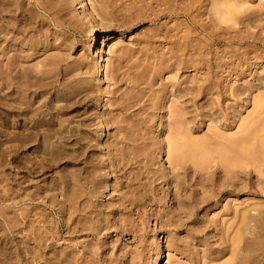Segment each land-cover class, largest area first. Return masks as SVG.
Returning <instances> with one entry per match:
<instances>
[{
    "label": "rangeland",
    "instance_id": "rangeland-1",
    "mask_svg": "<svg viewBox=\"0 0 264 264\" xmlns=\"http://www.w3.org/2000/svg\"><path fill=\"white\" fill-rule=\"evenodd\" d=\"M87 1L89 5L86 12L89 13L85 17L76 0H0V264H46L50 261L51 264H225L230 263V260L233 264H264V0H176L177 3L175 0ZM177 4L182 6L179 7L180 10ZM160 8V12H156ZM91 20L98 23L97 28L93 27ZM94 34L101 50L99 56H94L89 46ZM173 46L178 47L175 49ZM145 51L148 52L144 53ZM171 51L175 53L174 58L169 57ZM102 56L107 61L103 62L105 67L100 76L96 67ZM144 65L153 69L148 68L149 71L142 73L148 70ZM135 69L138 71L135 72ZM112 77H115L114 80ZM148 77H153L152 81L155 82H150ZM143 80L149 81V84L146 81V84L143 83ZM128 93L131 95L128 96ZM180 95H184L183 98L186 99L184 118L185 126L187 122L188 125L184 131L188 135H185L184 140L181 136L175 137L179 136L178 129L176 132L172 128L178 125L180 119ZM117 96L123 99L120 100ZM126 96L135 99H129L131 102L138 101L137 105L131 103L133 106L128 111L121 110L122 104L119 105L118 102L125 101ZM149 99L158 103V108L152 111L150 117V114L147 115V111L151 112V108L147 107L151 103ZM126 115L128 119L125 118ZM171 115L179 119L173 118L175 122L171 120ZM144 116L152 118L148 120L149 124L147 119L143 120ZM128 122L130 125L136 124L129 126ZM170 122L172 126L169 125V129H174L172 133L176 132L175 135L167 129ZM118 124L123 125V128L124 124L127 125L125 131L122 129L120 132ZM148 129L153 131L150 133L155 135V141L163 143L161 150H156L151 166L159 171L169 166L166 159L167 147L171 145L166 144L169 139L179 143L180 138L186 146L190 145L186 147V153H190L188 158L193 163L196 159L202 160L206 153L208 159L205 157L206 160L200 161L202 165L209 164L214 158V143L220 148L233 141L240 142L235 145L236 148L230 143L234 146L235 153L238 152V147L248 150L247 142L253 143V147L251 144L249 146L252 149H249V153L253 157L256 155L255 159L244 153L246 150H239L241 154L236 153L237 155L233 151V157L238 156L240 163L242 161L239 165L238 157L236 158L239 166L235 169L240 171L241 166V172H252L248 177L251 186L246 185L245 182L249 179L238 171L235 193L225 194L218 202L202 204V207L196 209L194 201L197 200L196 197L202 196L204 186L201 185L200 188L197 184L194 188L199 186L198 189L202 191L191 192L188 199L182 196L185 200L181 204V201L175 200L171 195L174 187L167 194V186L160 183L157 184L159 188L155 193L151 194L152 198L148 196L140 200L137 206L128 205L126 209L118 211L116 194L119 193L118 190L126 191V179L133 175V171L134 174L139 170L141 173L147 172L145 168L148 162L142 152L143 143L150 142V138L147 139L150 133H146ZM137 130L142 132L143 138L148 135L145 140H142L139 133L135 135L136 139H133L137 142L134 144L138 158L135 156L130 160L127 158V149L131 151V147L121 142L119 137L127 134L130 140ZM97 131L103 132L105 136L99 138ZM243 137L246 141H243ZM216 141L221 145H217ZM193 142L194 145L199 143L197 150L200 152L194 150L196 146ZM200 143H203L205 149H210L211 146L213 149L204 150ZM244 143H247L245 147ZM116 146L126 151L124 154L127 156L123 157L125 161H129H124V166H117V156L113 155ZM190 148L196 159H192L193 151ZM232 148L231 146L230 149ZM229 151L232 156V150ZM196 152L202 153L203 157ZM248 155L252 159L249 158V162ZM132 159L140 161L139 164ZM96 163L100 167L95 171H100L109 186L105 191L109 195L104 207L106 212L98 216L105 225L96 224L94 213H86V216L81 213L83 219L78 217V220L83 221L81 224L78 220L74 221L77 216L64 224L61 213L57 211V202H51L58 201L59 189L54 190V185H59L60 188L59 179L63 176L67 177L66 180L72 176L69 181L74 179L73 176H90L93 171L90 166ZM244 166H247L246 169ZM141 173L137 174L140 182L145 181L140 178H144L146 174ZM117 175L119 177L116 179ZM142 184L140 189L144 186L147 189L144 182ZM139 192L138 195L141 193ZM39 194L43 196H38ZM196 194L200 195L195 196ZM50 195L55 200L50 201L53 199ZM14 200L16 204L13 203ZM181 205L183 206L180 207ZM171 215L174 216L173 220L170 219ZM66 217L64 215L63 218L67 219ZM84 217L89 218L85 220ZM247 217L251 218L250 221ZM95 225L100 228L96 230ZM82 226L87 230L84 231ZM244 238H248L253 245L250 244L247 248ZM43 241L48 247L43 245ZM44 259L49 261L45 260L44 263Z\"/></svg>",
    "mask_w": 264,
    "mask_h": 264
},
{
    "label": "bare ground",
    "instance_id": "bare-ground-1",
    "mask_svg": "<svg viewBox=\"0 0 264 264\" xmlns=\"http://www.w3.org/2000/svg\"><path fill=\"white\" fill-rule=\"evenodd\" d=\"M77 2H78V4H80V7H81V9L83 10V13L86 15L85 17H87V13H89V12H86V10H88V1L87 0H76ZM160 1V0H159ZM166 1V0H165ZM164 0H161V2H165ZM176 1V0H175ZM174 1V2H175ZM180 1V0H179ZM186 1V0H185ZM168 2V1H167ZM166 2V3H167ZM174 2H172V4H174ZM157 3V2H156ZM176 3H177V1H176ZM186 3V2H185ZM185 3H183V4H185ZM159 4V3H158ZM162 4V3H161ZM180 4V3H179ZM149 5V4H148ZM165 5V4H164ZM170 5V4H169ZM178 5V4H177ZM150 6H151V4H150ZM149 6V7H150ZM162 6V5H161ZM90 7V6H89ZM166 7V6H165ZM178 8L180 7L179 5L177 6ZM182 7V6H181ZM180 7V8H181ZM185 7V6H184ZM151 8H153L152 6H151ZM177 8V9H178ZM180 8H179V10H180ZM187 8H188V6H187ZM186 8V9H187ZM90 9V8H89ZM170 9V8H169ZM160 10H161V8L158 10H156V12L157 11H159L160 12ZM166 10V9H165ZM172 10H173V8H172ZM168 11V10H167ZM82 12V11H81ZM169 12V11H168ZM183 12V11H182ZM187 12V10L185 11V13ZM153 13V12H152ZM177 13H178V11H177ZM176 13V14H177ZM229 13H230V11H229ZM147 14V13H146ZM166 14V13H165ZM230 14H232V13H230ZM149 15H151V14H149ZM155 15V14H154ZM173 15H175L174 13H173ZM172 15V16H173ZM180 15H184V13H180ZM186 15V14H185ZM158 16V15H157ZM149 17V16H148ZM152 17V16H151ZM184 17V16H183ZM188 17H190L189 15H188ZM91 19V18H90ZM156 19H157V17H156ZM92 21V24H93V27L94 28H97V26H98V23H96V21H93V20H91ZM183 21V20H182ZM192 21V20H191ZM105 24V23H104ZM194 25V24H193ZM201 30V29H200ZM156 32V31H155ZM167 32V31H166ZM165 32V33H166ZM169 32V31H168ZM185 32V31H184ZM183 33V32H182ZM164 34V33H163ZM183 34H185V33H183ZM169 35V34H168ZM187 35V34H186ZM185 35V36H186ZM167 36V35H166ZM152 37H154V36H152ZM170 37V36H169ZM173 37V36H172ZM166 38H168V37H166ZM171 38V37H170ZM112 39V38H111ZM184 39H187V37H185ZM178 40V39H177ZM180 40H181V38H180ZM180 40L178 41V42H180ZM150 41V40H149ZM168 41V40H167ZM170 41H171V39H170ZM176 41V40H175ZM183 41V40H182ZM181 41V42H182ZM165 42H166V40H165ZM177 43V42H176ZM184 43V42H183ZM182 43V44H183ZM180 44V43H179ZM185 45V44H184ZM183 45V48L185 47ZM89 46L91 47V49L93 50V54H94V56H99V54H100V49H99V46H98V39H97V36L94 34V35H92V37H91V39H90V41H89ZM181 46V45H180ZM179 46V47H180ZM174 47V46H173ZM178 47V46H177ZM176 47V48H177ZM175 48V47H174ZM173 48V49H174ZM175 48V49H176ZM182 48V49H183ZM189 48V47H188ZM140 49V48H139ZM143 49V48H142ZM172 49V48H171ZM172 49V50H173ZM180 51H181V47L180 48H178ZM123 50V49H122ZM138 50V49H137ZM137 50H136V52H137ZM147 50V49H146ZM169 50V49H168ZM178 50V51H179ZM134 51V50H133ZM142 51V50H141ZM174 51H177V50H174ZM174 51H171L172 52V54H171V52H170V54L171 55H169V57L171 56H173V58H174ZM186 51V50H185ZM123 52V51H122ZM127 52V51H126ZM130 52H132V50L130 51ZM148 52V51H147ZM146 51L144 52V53H147ZM129 53V52H128ZM127 53V54H128ZM141 54V53H140ZM123 55H124V53H123ZM145 55V54H144ZM149 55V54H148ZM182 55V54H181ZM101 56V55H100ZM122 56V55H121ZM142 56H143V54H142ZM150 56V55H149ZM123 57V56H122ZM178 57V56H177ZM177 57H175V59L177 58ZM100 58V60H99V63H98V65H97V71H98V73H100V76L102 75L101 74V71H103L104 70V67L105 66H103V62L106 60L107 61V59H106V57H104V56H102V57H99ZM146 58H148V56L146 57ZM165 58V57H164ZM163 58V59H164ZM172 59V58H171ZM174 59V60H175ZM177 59H180V57H178ZM149 60V59H148ZM167 60V59H166ZM173 60V61H174ZM163 61V60H162ZM165 61V60H164ZM177 61V60H176ZM179 61V60H178ZM170 62V61H169ZM166 63H168V62H166ZM166 63H164V64H166ZM171 63H172V61H171ZM129 64V63H128ZM128 64H127V66H128ZM140 64V63H139ZM146 64V63H145ZM148 64H150V63H148ZM148 64H146V65H148ZM162 64V63H161ZM105 65V64H104ZM130 65H132V63L130 64ZM135 65V64H134ZM160 65V64H159ZM168 65H169V63H168ZM140 66H142V64L140 65ZM140 66H138V69H140L139 67ZM161 66V65H160ZM159 66V67H160ZM171 66H172V64H171ZM173 66H174V62H173ZM180 66V65H179ZM130 67V66H129ZM135 67H137V66H135ZM143 67V66H142ZM141 67V68H142ZM144 67H145V65H144ZM152 67H154V65H152ZM158 67V66H157ZM156 67V68H157ZM158 67V68H159ZM131 68H133V67H131ZM145 68H149V67H145ZM151 68V67H150ZM149 68V69H150ZM149 69L148 70H143V69H141L142 71H144V72H142V73H145L146 71H149ZM153 68H151V70H152ZM166 69V68H165ZM136 70V69H135ZM160 70V69H159ZM138 70H136L135 72H137ZM157 71H158V69H157ZM162 71V70H161ZM150 72H152V71H150ZM159 72V71H158ZM104 74V73H103ZM138 74H140V73H138ZM114 75V74H113ZM112 75V76H113ZM128 75V74H127ZM136 75V74H135ZM145 75V74H144ZM146 76V75H145ZM151 76H153V73H152V75ZM116 77V76H115ZM114 77V78H115ZM147 77V76H146ZM103 78V77H102ZM113 78V77H112ZM114 78L112 79V80H114ZM119 78V77H118ZM153 78V77H152ZM152 78L150 77H148V79L150 80V82L152 81ZM98 79V78H97ZM99 79H100V77H99ZM147 78H146V80H148ZM120 80V79H119ZM124 80H125V78H124ZM132 80V79H131ZM134 80V79H133ZM142 80V79H141ZM140 80V81H141ZM145 80V81H146ZM144 80H143V83H145L146 84V82H148L147 84H149V81H146L145 82ZM154 81V80H153ZM152 81V82H153ZM114 82H117V81H114ZM120 82V81H119ZM118 82V83H119ZM127 82H128V80H127ZM155 82V81H154ZM135 83V82H134ZM138 84V81L136 80V85ZM141 84V83H140ZM138 85V86H141V85ZM144 84V85H145ZM151 84V83H150ZM134 86H133V84H132V88H133ZM143 87V86H142ZM145 87V86H144ZM148 87V86H147ZM146 87V88H147ZM130 88H131V86H130ZM131 88V89H132ZM115 89H117V88H115ZM134 89V88H133ZM132 89V90H133ZM113 90V89H112ZM136 90L138 91V89L136 88ZM145 90V89H144ZM149 90H151L150 88H149ZM153 90V89H152ZM181 90H183V88H181ZM180 90V91H181ZM117 91V90H116ZM136 91V92H137ZM154 91V90H153ZM152 91V92H153ZM115 92V91H114ZM133 92V91H132ZM136 92H135V94H136ZM155 93H156V91H155ZM184 93V92H183ZM115 94V93H114ZM127 94V92L125 93V95ZM151 94V93H150ZM157 94V93H156ZM166 94V93H165ZM182 94V93H181ZM113 95V94H112ZM122 95V94H121ZM131 94H129L128 93V96H130ZM132 95H133V93H132ZM144 95V94H143ZM153 95V94H152ZM79 96V95H78ZM128 96H126V97H124V99L126 98V100L125 101H123L122 103L120 102V100H122L123 98V96H121V98L122 99H120L118 96V99H120V100H118V102H119V105L120 104H122V108H121V110L122 109H125L124 111H128L127 109H129V107H131V106H133V104L131 105V103H136V105H137V102L138 101H136V102H131L130 100H132L130 97H128ZM135 96H137V95H135ZM155 96V95H154ZM116 97V98H117ZM127 97H128V100H127ZM141 97V96H140ZM140 97H138L139 98V101H140ZM143 97V96H142ZM149 98L151 97L150 95L148 96ZM147 97V98H148ZM183 97H185L184 95H180L179 96V98H181V104H180V106H179V109H181V112H180V116L178 115L179 114V112H178V114H176V115H178L179 117H180V119L179 118H177V116L174 118L172 115V119L171 120H173V118L174 119H176V120H178V125L175 123L176 121L175 120H173V121H175L174 122V125L176 124V127H173L172 126V124H171V122L168 124V127H167V129L169 130V132H171L172 133V131L175 129H178V133H179V136H175V137H180L181 136V139H183L184 140V138H185V135H188V134H186L185 132L186 131H184L185 130V128H186V126L188 125V122H187V125L185 126V111H184V109H185V102H186V99H184ZM80 98H82V97H80ZM113 98V97H112ZM115 98V97H114ZM115 98V99H116ZM137 98V99H138ZM147 98L145 99L146 101H147ZM165 98V97H164ZM183 98V99H182ZM130 99V100H129ZM134 99V98H133ZM143 99V98H142ZM153 99H155V98H153ZM152 99V100H153ZM135 100V99H134ZM134 100H132V101H134ZM145 100H143V101H145ZM150 100V99H149ZM161 100V99H160ZM165 100V99H164ZM111 101V100H110ZM112 101H115L114 99L112 100ZM151 101V100H150ZM115 102H117V101H115ZM117 102V103H118ZM148 102V101H147ZM107 103V102H106ZM163 103V102H162ZM258 103V102H257ZM110 104H112V103H110ZM141 104V103H140ZM164 104V103H163ZM260 104H262V103H260ZM109 105V104H108ZM144 105V104H143ZM142 105V106H143ZM162 105V104H161ZM165 105V104H164ZM147 106V105H146ZM259 106V105H258ZM141 107V106H140ZM145 107V106H144ZM148 108H151V112L149 113V111H147V115H149V117L152 115V111L153 110H155L156 108H158V103L157 102H155L154 100L153 101H151V103H149L148 104V106H147ZM186 107H187V105H186ZM259 107H261V106H259ZM139 108V107H138ZM119 109V108H118ZM188 109V108H187ZM24 110V109H23ZM182 110H183V112H182ZM58 111V110H57ZM118 112V111H117ZM15 113V112H14ZM59 113V112H58ZM182 113V114H181ZM38 114V113H37ZM133 114V113H132ZM155 114V113H154ZM55 115V114H54ZM143 115H144V113H143ZM145 115H146V113H145ZM26 116V115H25ZM38 116V115H37ZM170 116V117H171ZM16 117V116H15ZM46 117V116H45ZM125 117V116H124ZM128 116L126 115V117L125 118H127ZM146 117H148V116H146ZM148 117V118H149ZM51 118V117H50ZM134 118V117H133ZM137 118V117H136ZM139 118V117H138ZM128 119V118H127ZM130 119V118H129ZM144 119H147V118H145V116H144V118H143V120ZM150 119V118H149ZM149 119H147V121L149 120ZM152 119V118H151ZM150 119V120H151ZM187 119V118H186ZM116 120H119V119H116ZM122 120H124V119H122ZM138 121H139V119H137ZM30 121V120H29ZM41 121V120H40ZM131 121V120H130ZM141 121V120H140ZM38 122H39V120H38ZM42 122V121H41ZM47 122V121H46ZM123 122V121H122ZM132 122H133V119H132ZM146 122V121H145ZM152 122V121H151ZM44 123V122H43ZM117 123V122H116ZM115 123V124H116ZM123 123H127V122H123ZM143 123V122H142ZM147 123V122H146ZM153 123V122H152ZM25 125H26V123H24ZM34 124V123H33ZM37 124V123H36ZM106 124H107V122H106ZM133 124H136V123H132L131 125H133ZM141 124V123H140ZM144 124V123H143ZM147 124H149V121H148V123ZM45 125V124H44ZM86 125V124H85ZM88 125V124H87ZM128 125L129 126H131L130 124H129V122H128ZM145 125V124H144ZM151 125V124H150ZM169 125H170V127L172 126V128H174L173 130H171V129H169ZM31 126V125H30ZM33 126H35V124L33 125ZM32 126V127H33ZM40 126H41V124H40ZM52 126V125H51ZM123 126V125H122ZM122 126H119V124H118V126H117V128H118V130H120V132H121V130L123 129V131H125V127H127V125L125 126V124H124V128L122 127ZM147 126H149V125H147ZM178 126V127H177ZM29 127V126H28ZM37 127V126H36ZM35 127V128H36ZM39 127V126H38ZM133 127V126H132ZM136 127V126H135ZM140 127V126H139ZM139 127H137V128H139ZM144 127V126H143ZM129 128V127H128ZM44 129H47V128H44ZM54 129V128H53ZM140 129H141V127H140ZM145 129H147V128H145ZM151 129V128H150ZM166 129V130H167ZM180 129V130H179ZM118 130H116V131H118ZM131 130V129H130ZM130 130H128V131H130ZM134 130H136V129H134ZM171 130V131H170ZM34 131V130H33ZM101 131V130H100ZM17 132V131H16ZM28 132V131H27ZM86 132V131H85ZM98 132V131H97ZM131 132V131H130ZM152 133L153 131H151V130H147V132L146 133ZM156 132V131H155ZM154 132V133H155ZM168 132V133H169ZM176 132H177V130H176ZM175 132V134H177ZM20 133V132H19ZM61 133V132H60ZM73 133V132H72ZM99 133V132H98ZM132 133V132H131ZM134 133V132H133ZM139 132H138V130H137V132L134 134V136L132 137V138H130V140H128V138H127V134L125 135V136H123V137H119V140H121V142H125L127 145H128V147H131V151H129L127 148V153L129 154V157H127V158H129L130 160H131V158H135V156L138 158V156H137V154L135 153V148H137L136 147V144H134V142H135V140L134 139H136V138H134L135 137V135H137ZM145 133V132H144ZM145 133V134H146ZM151 133L148 135V134H146V136L148 135V137H147V139L148 138H150V142L148 141V143L147 142H144L143 144H144V151L142 152V156L147 160V162H148V166H147V168H145V169H147V172L145 171V172H142V173H146L145 174V177L143 178H140V179H144L145 181H146V179H147V182H145V181H143L144 182V185H146L147 186V189L145 188V186L142 188L141 187V189H143L142 191H140L141 189H140V186H143V184L141 185V183H143L142 181L140 182L139 181V178H138V176L139 175H137V174H139V173H141L140 172V170H139V172L138 173H136V174H134L135 173V171H133L134 173H133V175L132 176H129L127 179H126V181H125V187L124 188H126L125 190L126 191H119L118 189V192L119 193H117L116 194V196H117V199L115 200L116 201V209L118 210V211H121L122 210V208H124V209H126V206H137V204H138V202H140V200H142V199H145V198H147L148 196H151V197H149V198H152V195L151 194H153V193H155V191L157 190V187H158V185L157 184H160V183H163V184H165L166 186H167V194L168 193H170V188L171 187H174V193H172L171 195H172V197L175 199V200H177V201H181V204H182V202L185 200L184 198H182V196H184V197H186L187 199H188V197H189V195H190V193L191 192H195V193H198V191H202L203 190V192H202V196H198V195H200V194H196L195 196H198V197H196V199L197 200H195L194 201V204H196V209H199L200 207H202V204H204V205H208V204H211V202H214V203H216V202H218L219 200H221V198H222V196L223 195H227V194H230V193H235L236 192V187H238V186H236V184H238V183H236V182H238V181H236V179H235V177L238 175V173L240 172V173H242L243 174V176L245 177V178H247V179H249L250 177V175L252 174V172L250 173L249 172V170L248 171H245L244 169V172H241L242 170V168L243 167H239V169H240V171L238 170V169H235V167L237 166H239V165H241V163H242V161H241V163H240V161H239V159H240V157H238V156H234L233 157V154L235 153V149H234V146L236 145V144H238V143H240V142H236V143H234V141L233 142H230L231 144H233V145H230V143L228 144V145H230V146H228V145H223V147H220V148H218V146H216L215 145V143H214V145H212V146H214L213 148H215L214 150H213V153L216 151V154H214V158L212 159V161H210V160H207V161H210L209 162V164H205V165H202L201 163L203 162L202 160L203 159H205V157H206V153L203 155L204 156V158H202V160H200L199 159V161L196 159V157L194 156V151H193V149L191 150V148H190V150L191 151H193V153H192V159L194 158V159H196L195 160V163H193V161L191 162L190 161V158H188L189 157V155H190V153H189V155L186 153L187 152V148L188 147H190V145L189 146H186L185 145V142L184 141H180L181 139L179 138V143L178 142H175V141H170L171 139H169V142L168 143H166V144H171V145H169L168 147H167V151H166V153H167V163L169 164V166L168 167H165V169H163V170H156L155 168L153 169L151 166H152V161L153 160H155V159H153V158H155L154 157V155H156L155 154V152H156V150L158 149V151H159V149L161 150V147H163L162 146V144L163 143H160V142H158V141H155V139H154V136H152L151 135ZM171 133H169V134H171ZM187 133H188V129H187ZM247 133V132H246ZM15 134V133H14ZM142 134V132L140 131V133H139V135H141ZM159 134V133H158ZM157 134V135H158ZM172 134H174V133H172ZM174 134V135H175ZM248 134V133H247ZM253 134H255V133H253ZM264 134V133H263ZM19 135V134H18ZM115 135H117V134H115ZM128 135H129V132H128ZM144 135V134H143ZM256 135V134H255ZM102 136H105V134L103 135V132H100L99 133V138H101ZM130 136H131V134H130ZM142 136V135H141ZM140 136V137H141ZM145 136V137H146ZM248 136H249V134H248ZM256 136H258V135H256ZM15 137V136H14ZM54 137V136H53ZM58 137V136H57ZM143 138V136L141 137L142 138V140H145L146 138ZM174 137V136H173ZM173 137H170V138H172L173 139ZM244 137H246L245 135H244ZM244 137L242 138L243 139V141H246V139H244ZM259 137V136H258ZM60 138V137H59ZM88 138V137H87ZM121 138V139H120ZM127 138V139H126ZM134 138V139H133ZM138 138H139V136H138ZM137 138V139H138ZM140 138V139H141ZM176 138V139H177ZM251 138V137H250ZM62 139V138H61ZM140 139H138V140H140ZM158 139V138H157ZM175 139V138H174ZM173 139V140H174ZM126 140H128V141H126ZM142 140H141V142H142ZM247 140H249V139H247ZM251 140V139H250ZM22 141V140H21ZM115 141V140H114ZM147 141V140H146ZM192 141L193 140H191L190 142L192 143ZM196 141H198V142H202V141H200V140H196ZM195 141V142H196ZM226 141V140H225ZM224 141V142H225ZM231 141V140H230ZM262 141H263V139H262ZM39 142V141H38ZM56 142H57V140H56ZM72 142V141H71ZM118 142V141H117ZM140 142V143H141ZM189 141H187V143H188ZM213 142H215V140L213 141ZM217 142V141H216ZM222 142H223V140H222ZM115 143V142H114ZM135 143H137V142H135ZM205 143V142H204ZM228 143V142H227ZM247 143H248V145H247ZM247 143H244V146L243 147H245V144L247 145V147L246 148H248V150L247 149H245L247 152H244L245 150L242 148V149H240V147H238L239 149H237L238 150V152H236V153H238V154H241V153H239V150L241 151H243L244 153H248L249 155H251V153H249V149L251 148V147H249L250 146V144H251V142L249 143V142H247ZM261 143V142H260ZM263 143H264V141H263ZM50 144V143H49ZM52 144V143H51ZM111 144V143H110ZM113 144V143H112ZM119 144V143H118ZM139 144V143H138ZM198 144L199 143H197V145L195 144L194 145V142H193V145L194 146H196L195 148L196 149H194V150H197V146H198ZM201 145H200V147H203L202 146V144L203 143H200ZM218 144H220L221 145V143L219 142H217V145ZM224 144H226V143H224ZM116 145V144H115ZM140 145H142V143L140 144ZM207 145L208 144H206V147H207ZM243 144H241V146H242ZM252 145V147H253V143L251 144ZM264 145V144H263ZM262 145V146H263ZM87 146V145H86ZM110 146V145H109ZM108 146V147H109ZM211 146V145H210ZM209 146V147H210ZM212 146H211V148H212ZM216 146V147H215ZM226 146V147H225ZM227 146H228V149L229 150H232V156H231V153H230V151L227 149ZM231 146L233 147L232 149H230L231 148ZM238 146H240V144L238 145ZM261 146V147H262ZM59 147H60V144H59ZM140 147H142V146H140ZM187 147V148H186ZM205 147V146H204ZM203 147V148H204ZM237 146H235V148H236ZM54 148V147H53ZM89 148V147H88ZM116 148H117V146H116ZM193 148V147H192ZM210 148V149H211ZM212 148V149H213ZM222 148H224L225 150H223ZM200 149H202V148H200ZM209 148H207V149H205L204 148V150H208ZM209 149V150H210ZM211 149V150H212ZM218 149V150H217ZM235 151H234V150ZM256 149V148H255ZM260 149H262V148H260ZM15 150V149H14ZM43 150V149H42ZM60 150V149H59ZM113 150V149H112ZM190 150H189V152H190ZM204 150H202V153H203V151ZM219 150H221V152L219 151ZM250 150H252V149H250ZM264 150V149H263ZM17 151V150H16ZM79 151V150H78ZM197 151H199V150H197ZM233 151H234V153H233ZM241 151V152H242ZM49 152V151H48ZM60 152V151H59ZM58 152V153H59ZM126 152V151H125ZM124 152V150L122 149V148H117L116 150H115V152H114V154L113 155H116L117 156V160H115V161H118V162H116L117 163V166L119 165V166H124V165H126L125 164V162L127 161H125V158L123 157L126 153ZM200 152V151H199ZM197 153V154H199L201 157H203L200 153ZM206 152H208V151H206ZM209 152H211V154H212V151H209ZM251 152H253V151H251ZM258 152H259V150H258ZM261 152V151H260ZM44 153H46V152H44ZM57 153V154H58ZM64 153V152H63ZM66 153V152H65ZM81 153V152H80ZM125 153V154H124ZM139 153V152H138ZM235 153V155H237ZM254 153V152H253ZM252 153V154H253ZM67 154V153H66ZM66 154H64V155H66ZM209 154V153H208ZM243 154V153H242ZM256 154V153H255ZM264 154V153H263ZM56 155V154H55ZM130 155H131V157H130ZM139 155H140V153H139ZM215 155H216V158H215ZM244 155V154H243ZM248 155V156H249ZM258 155V154H257ZM259 155H260V153H259ZM46 156V155H45ZM68 156H71V155H68ZM93 156V155H92ZM103 156V155H102ZM125 156H127V155H125ZM141 156V155H140ZM191 156V155H190ZM212 156V155H211ZM211 156H209L210 158H211ZM241 156V155H240ZM244 156H247L246 154L244 155ZM243 156V157H244ZM252 156V155H251ZM251 156H249V157H247L246 159L248 160V162L250 161L249 160V158L251 157ZM255 157H256V155H254ZM61 157V156H60ZM63 157V156H62ZM96 157H98V156H96ZM238 157V158H237ZM255 157H253L252 156V158H254L255 159ZM262 157V156H261ZM260 157V158H261ZM45 158V157H44ZM56 158V157H55ZM66 158V157H65ZM74 158H75V156H74ZM95 158V157H94ZM143 158V159H144ZM207 158V157H206ZM236 158L238 159V161L236 160ZM245 158V157H244ZM257 158H259V157H257ZM262 158H264V157H262ZM68 159V158H67ZM129 159H128V161H129ZM140 159V158H139ZM208 159V158H207ZM251 159V158H250ZM14 160H16V159H14ZM26 160V159H25ZM55 160V159H54ZM73 160V159H72ZM75 160V159H74ZM84 160V159H83ZM87 160V163H89L88 162V159H86ZM91 160V159H90ZM95 160V159H94ZM93 160V161H94ZM99 160H100V158H99ZM107 160V159H106ZM109 160V159H108ZM189 160V161H188ZM206 160V159H205ZM241 160V159H240ZM252 160V159H251ZM263 160V159H262ZM48 161V160H47ZM52 161V160H51ZM113 161V160H112ZM125 161V162H124ZM127 161V162H128ZM132 161H134L133 159H132ZM143 161V160H142ZM198 161V162H197ZM200 161H202V162H200ZM207 161H204V162H206L207 163ZM41 162V161H40ZM70 162V161H69ZM138 162H140V161H138ZM137 161L135 162L134 161V163H138ZM188 162H190V163H188ZM200 162V163H199ZM237 162L239 163V165L237 164ZM260 162H261V159H260ZM36 163H38V162H36ZM50 163V162H49ZM79 163V162H78ZM86 163V162H85ZM109 163H112V162H109ZM142 163H144V161L142 162ZM244 163V162H243ZM251 163V162H250ZM41 164V163H40ZM42 164H44L45 165V163H42ZM99 163H96V164H92V166H90V167H92L93 168V171H91V175L89 176L87 173V177H74L73 176V180H71V181H69L70 180V178L72 177L71 175V177H69V179H67L66 180V176H63V177H61V179H59V181L61 180V183H60V188H58L59 187V185L56 187L55 185H54V190L56 189V191H57V189H59L58 190V198H57V200L58 201H51V200H55L51 195V198H53V199H50V201L51 202H57L56 203V205L58 206V210L57 211H59V214L61 213V215H60V217H62V222L64 223V224H68V222H69V220H74L73 218L74 217H76L77 216V218L74 220V221H77L78 220V217H80L82 214L81 213H84V215L86 214V213H89V215H91L92 213H94V215H93V218H95L96 220H94L93 218V220L96 222V224L97 225H99L100 223H101V217L100 218H98V216L101 214V213H103L104 211H105V209L106 208H104L105 206H106V204L105 203H107L108 202V198H107V192H105L106 191V189H107V187L109 188V186H108V184H106V181H105V179L106 178H104V177H102L103 175L102 174H100V171H99V173H97L95 170H97L98 171V169L97 168H99L100 167V165H98ZM107 164V163H106ZM139 164V163H138ZM146 164V162L144 163V165ZM252 164V163H251ZM261 164H263V162H261ZM261 164H260V166H261ZM76 165V164H75ZM81 165V164H80ZM79 165V166H80ZM86 165V164H85ZM90 165V164H89ZM104 165V164H103ZM140 165H142V164H140ZM144 165H143V167H144ZM147 165V164H146ZM155 165V164H154ZM248 165V164H247ZM258 165V164H257ZM40 166V165H39ZM38 166V167H39ZM98 166V167H97ZM111 166V165H110ZM109 166V167H110ZM113 166V165H112ZM132 166H134V165H132ZM137 166V165H136ZM243 166V165H242ZM252 166H253V164H252ZM256 166V165H255ZM31 167V166H30ZM45 167H46V165H45ZM115 167V166H114ZM129 167H131V166H129ZM139 167V166H138ZM137 167V168H138ZM141 168H143L142 166H140ZM155 167V166H154ZM245 167V169H246V167L247 166H244ZM16 168H17V166H16ZM86 168V167H85ZM92 168H90V169H92ZM121 168V167H120ZM133 168V167H132ZM262 168H264V167H262ZM36 169V168H35ZM122 169V168H121ZM134 169V168H133ZM138 169H140V168H138ZM137 169V170H138ZM249 169V168H248ZM28 170V169H27ZM33 170V169H32ZM83 170V169H82ZM142 170V169H141ZM17 171V170H16ZM34 171V170H33ZM39 171H41V170H39ZM72 171V170H71ZM87 171V170H86ZM112 171V170H111ZM239 171V172H238ZM88 172V171H87ZM113 172V171H112ZM35 173V172H34ZM36 173H37V171H36ZM54 173V172H53ZM73 173V172H72ZM75 173V172H74ZM76 173H79V172H76ZM117 173V172H116ZM141 173V174H142ZM29 174H31V173H29ZM38 174V173H37ZM81 174V173H80ZM130 174V173H129ZM16 175V174H15ZM28 175V174H27ZM64 175V174H63ZM73 175V174H72ZM75 175V174H74ZM121 175H123V174H121ZM240 175V174H239ZM37 176V175H36ZM61 176V175H60ZM85 176V175H84ZM107 176V175H106ZM140 176H142V175H140ZM15 177V176H14ZM49 177V176H48ZM66 177V178H65ZM117 177H119L118 175L116 176V179H117ZM123 177V176H122ZM249 177V178H248ZM27 178V177H26ZM44 178V177H43ZM56 178V177H55ZM121 178V177H120ZM237 178V177H236ZM239 178V177H238ZM15 179H16V177H15ZM14 178H13V181L15 180ZM47 179V178H46ZM114 179V178H113ZM115 179V180H116ZM123 179H125V178H123ZM242 179V178H241ZM252 179V178H251ZM26 180V179H25ZM29 180V179H28ZM119 180V179H118ZM160 180V182L158 183L157 181H159ZM238 180V179H237ZM244 180H246V179H244ZM56 181V182H57ZM138 181V182H137ZM240 181V180H239ZM243 181V180H242ZM257 181V180H256ZM259 181V180H258ZM30 182V181H29ZM33 182V181H32ZM41 182V181H40ZM55 182V183H56ZM58 182H57V184H58ZM140 182V183H139ZM43 183V182H42ZM117 183V182H116ZM115 183V185H117ZM243 183V182H242ZM246 183V185H250V183H251V181H250V179H249V181H246L245 182ZM261 183V182H260ZM14 185L16 184V183H13ZM30 184V183H29ZM199 185L200 186V188L202 187V186H204V188L202 187V190H200V188L198 189V187L197 188H194L196 185ZM53 185V184H52ZM111 185V184H110ZM202 185V186H201ZM45 186V185H44ZM113 186V185H112ZM111 186V187H112ZM251 186V185H250ZM16 187V186H15ZM29 187V186H28ZM27 187V188H28ZM43 187V186H42ZM114 187H116V186H114ZM244 187V186H243ZM249 187V186H248ZM264 187V186H263ZM40 188V187H39ZM159 188V187H158ZM161 188V187H160ZM25 189V188H24ZM29 189V188H28ZM17 190V189H16ZM23 190V189H22ZM26 190V189H25ZM36 190V189H35ZM115 190V189H114ZM123 190V189H122ZM173 190V189H172ZM245 190V189H244ZM15 191V190H14ZM13 191V192H14ZM29 191V190H28ZM37 191H39V190H37ZM116 191V190H115ZM141 193H140V192ZM159 191H161V189L159 190ZM190 191V192H189ZM27 192V191H26ZM32 192V191H31ZM50 192H51V189H50ZM121 192V193H120ZM138 192L141 194H139L138 195ZM187 192H189L188 193V195H186L187 194ZM36 193V192H35ZM48 193V192H47ZM164 193V192H163ZM16 193H14V195H15ZM26 194H28V192L26 193ZM34 194V193H33ZM41 194V193H40ZM38 195V196H43V195ZM44 194V193H43ZM57 194V193H56ZM13 195V198L15 197ZM23 195V194H22ZM52 195H53V193H52ZM12 196V195H11ZM31 196H32V194H31ZM37 196V197H38ZM45 196V195H44ZM57 196V195H56ZM109 196V195H108ZM115 196V195H114ZM163 196V195H162ZM194 196V195H193ZM16 197H18L17 196V194H16ZM28 197H29V199H31V197H30V195H28ZM34 196H32V199H34L33 198ZM36 197V196H35ZM49 197V196H48ZM155 197V196H154ZM39 198V197H38ZM42 198V197H41ZM44 198V197H43ZM42 198V199H43ZM46 198V197H45ZM116 198V197H115ZM163 198V197H162ZM172 198V199H173ZM190 198V197H189ZM16 199V198H15ZM21 199V198H20ZM49 199V198H48ZM111 199H113V198H111ZM110 199V200H111ZM161 199V198H160ZM159 199V200H160ZM184 199V200H183ZM195 199V198H194ZM17 200V199H16ZM16 200H14V202L13 203H15L16 204ZM36 200V199H35ZM106 200H107V202H106ZM109 200V201H110ZM174 200V201H175ZM42 201V200H41ZM48 201V200H47ZM152 201V200H151ZM50 202V203H51ZM154 202H156L155 200H154ZM160 202V201H159ZM184 203V202H183ZM53 204V203H52ZM178 204V203H177ZM180 204V203H179ZM186 204V203H185ZM188 204H190L189 203V200H188ZM115 204H113V206H114ZM51 206V205H50ZM56 206V207H57ZM177 206V205H176ZM183 205H181L180 207H182ZM191 206V205H190ZM212 206V205H211ZM55 207V208H56ZM98 207V208H97ZM110 207V206H109ZM115 207V206H114ZM204 207V206H203ZM37 208V207H36ZM89 208V209H88ZM184 208V207H183ZM206 208H207V206H206ZM177 209H179V207L177 208ZM177 209H176V211H177ZM188 209V208H187ZM187 209H185L186 211H187ZM29 210V209H28ZM173 211V210H172ZM175 211V212H176ZM247 211H249V210H247ZM29 212V211H28ZM106 212V211H105ZM165 212V211H164ZM174 212V213H175ZM180 212V211H179ZM185 212V211H184ZM22 213V212H21ZM41 213V212H40ZM187 213V212H186ZM16 214V213H15ZM15 214H13V216L15 215ZM44 214V213H43ZM105 214V213H104ZM161 214H162V212H161ZM165 214V213H164ZM163 214V215H164ZM173 214V213H172ZM180 214V213H179ZM178 214V215H179ZM182 214V213H181ZM180 214V215H181ZM19 215V214H18ZM17 215V216H18ZM41 215V214H40ZM64 215H67V219H65V218H63L64 217ZM162 215V216H163ZM179 215V216H180ZM188 215V214H187ZM243 215V214H242ZM241 215V216H242ZM16 216V217H17ZM42 216V215H41ZM86 216V215H85ZM249 216V215H248ZM25 217H26V215H25ZM29 217V216H28ZM82 218H81V220L83 219V216H81ZM168 217V216H167ZM174 216H172L171 215V218L170 219H172ZM18 218V217H17ZM27 218V217H26ZM89 217H87V218H85L84 217V219L86 220V219H88ZM90 218H91V216H90ZM103 218V217H102ZM105 218V217H104ZM178 218V217H177ZM181 218V217H180ZM185 218V217H184ZM16 219V218H15ZM23 219V218H22ZM169 219V220H170ZM244 219V218H243ZM247 219H248V217H247ZM246 219V220H247ZM249 219H251V218H249ZM248 219V220H249ZM169 220H168V222H169ZM173 220V219H172ZM183 221H184V219H182ZM240 220H241V218H240ZM17 221V220H16ZM15 221V222H16ZM93 221V222H94ZM107 221V220H106ZM109 221V220H108ZM250 221V220H249ZM13 222H14V220H13ZM77 222H83V221H80V220H78ZM76 222V224H78ZM94 222V223H95ZM177 222H179L178 220H177ZM84 223H85V221H84ZM86 223H87V221H86ZM89 223H91L90 221H89ZM102 223H103V221H102ZM102 223H101V225H102ZM163 223H165V222H163ZM175 223V222H174ZM242 223V222H241ZM81 224V223H80ZM83 224V223H82ZM104 224V223H103ZM165 224H168V223H165ZM164 224V225H165ZM170 224V223H169ZM173 224V223H172ZM171 224V225H172ZM244 224V223H243ZM247 224V223H246ZM15 225H18V224H15ZM84 225V224H83ZM97 225H95V227L97 226ZM105 225V224H104ZM174 225V224H173ZM180 225V224H179ZM85 227L87 226V225H84ZM84 226H82V228H83V230L85 229L84 228ZM90 226V225H89ZM93 226V225H92ZM100 226V225H99ZM103 226V225H102ZM74 227V229H77V228H75V226H73ZM94 227V228H95ZM72 228V227H71ZM92 228V227H91ZM91 228H88V229H90V231H91ZM97 228H98V226L95 228L96 230H97ZM100 228V227H99ZM98 228V229H99ZM103 228V227H102ZM105 228V227H104ZM108 228H110V226L108 227ZM107 227H106V229H108ZM203 228V227H202ZM241 228H242V226H241ZM69 229H70V227H69ZM253 229V228H252ZM71 230V229H70ZM82 230V229H81ZM82 230V231H83ZM87 229H85L84 231H86ZM96 230H94V233L96 232ZM14 231H15V229H14ZM69 231V230H68ZM80 231V230H79ZM89 231V232H90ZM247 231H248V229H247ZM77 232V231H76ZM97 232H99V230L97 231ZM39 233V232H38ZM37 234V233H36ZM92 234V233H91ZM97 234V233H96ZM38 236V235H37ZM96 236V235H95ZM242 236V235H241ZM240 236V237H241ZM24 237V236H23ZM236 237V236H235ZM239 237V236H238ZM239 237V238H240ZM243 237V236H242ZM39 238V237H38ZM45 238V237H44ZM43 238V239H44ZM233 238V237H232ZM238 238V239H239ZM41 239V238H40ZM43 239H41V240H43ZM46 239H48V237L46 238ZM242 239V238H241ZM240 239V240H241ZM244 239H246V238H244ZM13 240V239H12ZM45 240V239H44ZM233 240V239H232ZM46 241V240H45ZM234 241H235V239H234ZM236 241H237V239H236ZM235 241V242H236ZM15 242V241H14ZM42 243V242H41ZM43 243H44V241H43ZM233 243V242H232ZM243 243V242H242ZM244 243L246 244H244L247 248L248 247H250V244H252V243H250L249 242V239L247 238L246 239V241L244 240ZM13 245V244H12ZM45 247H48L47 245H45V243L43 244ZM42 245V246H43ZM233 245H235V244H233ZM253 245V244H252ZM43 246V247H44ZM236 246V245H235ZM12 247V246H11ZM15 248V247H14ZM240 249V248H239ZM217 250V249H216ZM219 250V249H218ZM220 250H221V248H220ZM229 250H231V249H229ZM244 250H246V249H244ZM14 251V250H13ZM45 251V250H44ZM239 251V250H238ZM216 252H218V251H216ZM215 252V253H216ZM220 252V251H219ZM233 252V251H232ZM41 253V252H40ZM66 253V252H65ZM64 253V254H65ZM211 253V252H210ZM235 253V252H234ZM246 253V252H245ZM251 253V252H250ZM62 254V253H61ZM64 254H63V256H64ZM221 254V253H220ZM58 255H60V254H58ZM210 255V254H209ZM235 255V254H234ZM251 255V254H250ZM68 256V255H67ZM219 256V255H218ZM235 256H237V255H235ZM54 257V256H53ZM52 257V258H53ZM65 257V256H64ZM161 257V256H160ZM208 257V256H207ZM215 257V256H214ZM241 257V256H240ZM60 258V257H59ZM66 258V257H65ZM194 258V257H193ZM48 259V258H47ZM47 259H44V261L46 260V261H49V260H47ZM50 259V258H49ZM57 259V258H56ZM62 259H63V257H62ZM61 259V260H62ZM67 259V258H66ZM66 259H64V260H66ZM198 259V258H197ZM230 259H232L231 257H230ZM243 259V258H242ZM211 260V259H210ZM245 260V259H244ZM46 261L44 262V263H46ZM68 261V260H67ZM195 261V260H194ZM198 261H199V259H198ZM202 261V260H201ZM228 261V260H227ZM241 261H243V260H241ZM250 261V260H249ZM253 261V260H252ZM51 262V261H50ZM46 263V264H51V263ZM57 262H58V259H57ZM56 262V263H57ZM63 262V261H62ZM66 262V261H65ZM73 262V261H72ZM226 262V261H225ZM238 262V261H237ZM61 263V262H60ZM252 263V262H251ZM53 264H55V263H53ZM59 264V263H58ZM222 264V263H221ZM225 264H233L232 263V260H230V263H225ZM246 264V263H245Z\"/></svg>",
    "mask_w": 264,
    "mask_h": 264
}]
</instances>
